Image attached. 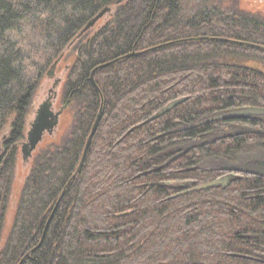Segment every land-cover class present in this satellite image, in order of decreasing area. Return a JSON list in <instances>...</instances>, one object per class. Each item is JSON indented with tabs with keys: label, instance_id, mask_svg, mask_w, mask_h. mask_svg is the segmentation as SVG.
<instances>
[{
	"label": "trees",
	"instance_id": "trees-1",
	"mask_svg": "<svg viewBox=\"0 0 264 264\" xmlns=\"http://www.w3.org/2000/svg\"><path fill=\"white\" fill-rule=\"evenodd\" d=\"M117 1L0 0V264H264V176L200 166L254 160L264 133L235 132L264 116L194 125L264 108V17L237 0ZM72 55L70 124L34 154L3 237L33 96Z\"/></svg>",
	"mask_w": 264,
	"mask_h": 264
},
{
	"label": "water",
	"instance_id": "water-1",
	"mask_svg": "<svg viewBox=\"0 0 264 264\" xmlns=\"http://www.w3.org/2000/svg\"><path fill=\"white\" fill-rule=\"evenodd\" d=\"M121 0H118L117 2H120ZM110 11L109 7H105L101 9L97 14L87 22V24L84 26L82 29L81 33L84 31L88 30L91 28L104 14ZM198 39V38H196ZM146 51V50H145ZM145 51L141 52H132L131 55H138L140 53H143ZM116 60V59H115ZM114 60V61H115ZM110 61L107 63H103L95 67L90 74V78L92 83L95 85L94 82V72L97 69L104 68L108 65H110L112 62ZM57 61L53 64L52 69L47 72V76H51L53 73V69L56 65ZM182 99H178L161 109L157 114L153 115L151 118H149L147 121H150L169 109H171L173 106L178 104ZM66 107V103L63 104L57 111H53L52 107V101L51 98L48 97L45 101H43L39 107L36 110L35 116L33 120L29 124V129L26 132V139L25 141H22L20 144V153L23 159H28L31 155L32 152L36 149L37 145L39 142L42 140L43 136L45 133L51 134L55 130L56 126L58 125L59 122V117L63 110ZM246 116H264V108L261 107H245V108H238V109H232L224 112L217 113L215 115L209 116L194 125H200V124H205L217 120H229V119H238L241 117H246ZM101 117V113L99 112L97 114V117L92 125L91 131L87 137V141L85 144V148L82 154V158L80 161V164L86 154L87 148L90 145L91 139L96 131L97 125L99 123ZM146 121V122H147ZM244 133H264L262 130H257L255 128H246V129H240L236 131L235 134L241 135ZM181 153L176 155L175 157L171 158L170 160L176 158L179 156ZM219 169L221 170H226L229 172H234V173H248V174H253V175H258V176H264V162L261 160H255V161H250V162H234V163H225L222 164ZM230 174H226L220 178L208 181L206 183L196 185L193 187H190L186 190H184L181 193H186L190 191H196V190H202L205 188L209 187H217V186H222L225 187L228 182L232 179Z\"/></svg>",
	"mask_w": 264,
	"mask_h": 264
},
{
	"label": "rangeland",
	"instance_id": "rangeland-1",
	"mask_svg": "<svg viewBox=\"0 0 264 264\" xmlns=\"http://www.w3.org/2000/svg\"><path fill=\"white\" fill-rule=\"evenodd\" d=\"M239 8L249 11L251 13H255L264 17V0H237ZM111 13H106L104 17L99 20L91 29V32L94 31L100 24L106 21ZM73 55L67 58L59 59L53 69V73L51 76H46L41 81L39 88L35 92L33 96V103L30 109V113L28 116V124L26 130L29 129V123L33 120L36 110L39 105L45 101L48 97L51 98L52 106L54 110H58L60 108V101H59V92L62 82L64 80L67 67L73 60ZM50 68L48 71H50ZM59 80L57 83L53 84L55 80ZM71 120L70 112L64 111L61 113L59 117L58 125L56 126L53 133L48 134L45 133L42 140L37 145L36 149L32 152V155L28 159H23L21 153L18 154L17 162H16V169L14 174V180L12 184V191L10 196V201L8 208L5 214V221H4V229H3V237L6 235L10 224L12 222L13 212L15 203L19 194V190L21 188L22 182L27 175L30 165L32 163V158L34 154L38 151V149L44 147L50 142L58 141L62 134H64L65 130L68 128ZM263 131V130H262ZM25 141V139L23 140ZM21 144V143H20ZM20 144L19 149H20ZM250 158L249 159H257L263 155V152H258L256 149L252 150L250 148ZM247 156V155H246ZM244 158V157H242ZM240 159V158H239ZM201 167L208 168L211 166H215L216 164L222 165L219 160H215L210 157H203L201 158Z\"/></svg>",
	"mask_w": 264,
	"mask_h": 264
},
{
	"label": "flooded vegetation",
	"instance_id": "flooded-vegetation-1",
	"mask_svg": "<svg viewBox=\"0 0 264 264\" xmlns=\"http://www.w3.org/2000/svg\"><path fill=\"white\" fill-rule=\"evenodd\" d=\"M107 13H108V12H107ZM109 13H112V12H111V9H110ZM104 15H105V14H104ZM104 15H103L99 20H101V19L104 17ZM99 20H98V21H99ZM98 21H97V22H98ZM58 81H59L58 79L55 80L53 84L57 83ZM52 107H53V106H52ZM60 107H61V106H60ZM53 111H57V110H54V109H53ZM255 160H261V161L264 162V152H263V155H262L260 158L254 159V160H252V161H255Z\"/></svg>",
	"mask_w": 264,
	"mask_h": 264
},
{
	"label": "bare ground",
	"instance_id": "bare-ground-1",
	"mask_svg": "<svg viewBox=\"0 0 264 264\" xmlns=\"http://www.w3.org/2000/svg\"><path fill=\"white\" fill-rule=\"evenodd\" d=\"M51 68H52V67H51ZM168 105H169V104H168ZM217 121H219V120H217ZM29 124H30V123H29ZM242 129H243V128H242ZM238 130H240V129H238ZM238 130H237V131H238ZM235 133H236V132H235ZM25 139H26V137H25ZM244 162H250V161H244ZM231 163H232V162H231Z\"/></svg>",
	"mask_w": 264,
	"mask_h": 264
}]
</instances>
